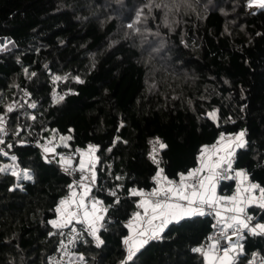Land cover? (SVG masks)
Returning a JSON list of instances; mask_svg holds the SVG:
<instances>
[{
  "label": "trees",
  "instance_id": "obj_1",
  "mask_svg": "<svg viewBox=\"0 0 264 264\" xmlns=\"http://www.w3.org/2000/svg\"><path fill=\"white\" fill-rule=\"evenodd\" d=\"M244 1L0 0V37L16 43L0 52V116L12 131L0 144L8 153L0 152V167L17 162V171L32 176L0 173V264H49L59 239L49 221L70 183L19 138L54 139L67 151L95 143L101 177L126 192L151 186L153 140L167 146L165 168L175 176L195 165L221 132L243 131L235 166L264 186V9L248 11ZM136 6L153 46L144 45L148 50L119 29V14ZM26 90L37 106L8 112ZM213 110L215 121L207 116ZM135 209L133 197L122 198L99 232L103 243L97 247L84 235L77 250L85 262L71 264H205L192 249L206 242V216L171 222L160 240L127 260L124 220ZM246 248L264 254V237H249Z\"/></svg>",
  "mask_w": 264,
  "mask_h": 264
},
{
  "label": "snow or ice",
  "instance_id": "obj_2",
  "mask_svg": "<svg viewBox=\"0 0 264 264\" xmlns=\"http://www.w3.org/2000/svg\"><path fill=\"white\" fill-rule=\"evenodd\" d=\"M159 7V5H157ZM248 7H257L264 9V0H249ZM133 27V25H129ZM13 43L10 39L5 38L4 42L0 44V52H3L9 44ZM33 75H35L33 73ZM62 77L55 76L54 81L61 80ZM63 79H67L64 77ZM78 82L79 77L76 78ZM63 96L57 98V102L63 100ZM31 107L35 108L36 105L32 104ZM8 112L13 111L12 106L7 109ZM209 119L215 121L218 118L217 111L207 113ZM34 118V117H33ZM5 119L0 116V132H4ZM245 133L241 131L234 137H226L223 133L220 135L219 139L211 147L204 146L201 149L200 156L198 157L199 167L189 170L186 174H179V181L168 180L164 177L163 169L156 172L153 180L156 182L157 187L154 188L150 193H145L142 189H131L130 194L132 196L147 197L142 199L138 207L144 209L145 216H149L147 224L150 226L147 229L141 230L136 233V238L129 236L125 238L124 243L128 246L127 260H131L135 255V252L139 250L140 247L148 244L152 239L159 238L160 234L168 227V225L173 222H179V220L185 217L191 216H204L212 215L214 212L217 218L216 224L213 225L214 228L219 227V237H209L208 239L211 243L208 244L207 249L203 246L193 248L192 251L200 253L204 257L205 264H238L240 257L245 255L244 244L241 243L245 238V232L249 235H260L264 236V223L253 224L254 217L249 215L246 208L252 205H256L260 209H264V187L256 183H250L247 187H241L238 185L236 193L228 197H218L216 195L217 182L222 179H232L231 176L222 174L219 169L223 165H227L225 171L232 169V157L235 153V148H243L245 145L244 140ZM64 141L70 140L71 137H62ZM225 141H227L225 143ZM4 141L0 139V144ZM153 143V152L150 153V158L153 163L159 164L156 160V148L155 145H159L160 149L167 147L164 143L160 142L157 138ZM233 145L235 147H233ZM68 145L65 144V147ZM11 147V145H8ZM54 148L44 146V153H53ZM97 148L89 145L87 151L77 149L80 153L81 159L78 168L75 170L84 173L86 171L91 172L90 183H84L88 180L87 176L81 175L79 182H74V184L69 185L70 193L64 199H61L55 208L57 213V218L49 221L53 228L63 229L72 225L75 221L82 225H86L84 231L87 232L95 240V244L99 247L103 241L100 239L99 231L103 225L100 223L103 220V216L98 213L103 211L106 212V208H99L102 202L98 200L87 201V197L91 192V184L95 183L96 173H95V162L98 157H95V152ZM225 152L226 155H218L220 152ZM3 155L7 156L8 153L3 152ZM87 157V159H85ZM214 157H217L214 159ZM12 161H16V156H11ZM45 160L48 161L47 155ZM51 162V161H48ZM64 166V171L69 172L72 166V160L69 157H60L59 161ZM11 169V175L19 179L31 180L32 176L29 174L27 169L22 171H17L15 166H3L0 167V173H7ZM207 172V175H202V173ZM69 174H71L69 172ZM236 177H242L241 184L248 180V176L244 171H237L235 173ZM116 179H121V177H116ZM191 181V182H190ZM165 184L167 186H165ZM81 189V193H77L76 187ZM258 190L259 195H255ZM79 198L77 199V196ZM111 195L116 196V192H112ZM152 197H158V199L153 200ZM222 202L225 206L221 209ZM119 200L114 201V204H118ZM226 205H231L226 206ZM206 209L211 211L206 212ZM233 213V215H224L223 213ZM134 218L136 220H141V214L139 212L135 213ZM154 221H159L158 224H153ZM131 228V224H129ZM229 230L231 234L229 235ZM71 231L76 233L68 244L75 245L77 239L82 238L81 233L77 232L75 228ZM51 235V233H50ZM233 237H235V242H233ZM220 238H223L228 242V246L221 247ZM61 248L65 249V254H68V245L61 242ZM257 253H252V259L248 260L247 264H255V258ZM80 262L84 261L83 255L78 257Z\"/></svg>",
  "mask_w": 264,
  "mask_h": 264
},
{
  "label": "built area",
  "instance_id": "obj_3",
  "mask_svg": "<svg viewBox=\"0 0 264 264\" xmlns=\"http://www.w3.org/2000/svg\"><path fill=\"white\" fill-rule=\"evenodd\" d=\"M64 92H60L59 95H64ZM31 93H29L27 90L24 91L23 93L20 94V96L16 99L15 103H14V110H21L23 105L25 103H29L30 105L35 104L37 106L36 101H32L31 100ZM33 108V107H32ZM30 128L28 127V130ZM224 134L226 137H234L236 134L240 133V132H221L217 139L212 142V143H208L205 144L204 146H209L211 147L213 144H215L217 142V140L219 139L221 134ZM10 134H12L11 128L8 126L6 120H5V125H4V132H0V139L2 140H7L8 137L10 136ZM155 141V140H153ZM152 141V142H153ZM19 142L22 143H32L36 148L39 149V151L42 153V155L45 156L47 155L48 157V161H51L49 163L56 165L57 167H59L61 170L64 171V166L59 162L60 161V157L64 156V157H69L72 160V166L71 169L69 170V172L71 174H69V172H66L67 175L70 178V183L69 185L74 184V182H79L81 175L87 176L88 180L84 181V183H90L91 180V172H84L81 173L78 170H75L78 168L81 156L80 153L77 152V149L79 150H83V151H87L88 146L92 145L94 147L97 148L98 150V146L95 143H89L86 146L83 147H76V149L72 150V151H67L64 149L59 148V145L57 143V141H55L54 139H46V138H35L34 140L30 141L24 138H19ZM227 141H225L226 143ZM12 141H9L8 145H11ZM44 146H48L50 148H54L55 151L53 153H44ZM203 146V147H204ZM153 143L150 144V148H149V157H150V153L153 152ZM233 147H235L233 145ZM156 148V160L159 161V164H155L156 166V171L154 172V174L151 176V186L149 187H136V186H131L128 188V190L125 192L124 188L120 185L116 186V185H112L111 183L107 182V179H104L101 177L99 169H98V163H99V158L98 160L95 162V173H96V180L94 184H91V192L89 194V196L87 197V201L89 202V207H90V202L94 199V200H98L101 201L102 204L98 205V209L99 208H106L107 211L106 212H99V215L103 216V220L100 222L103 227H104V221L108 218V220H111V217L109 216V213L116 208L117 204H114V201H116L117 199L120 201L122 198L124 197H133L135 199V211L124 220V224L129 228V224H131V228L130 229V233L127 237L129 236H135L137 232L147 229L150 226L147 224V220L149 218V216L151 215V213H149L148 216H145L144 214V209L138 207L139 202L142 199H145L147 197H141V196H132L130 194V190L135 188V189H142L146 194L150 193L154 188L157 187L156 182L153 180V177L155 176L156 172L159 171L160 169H163V176L167 177L168 180L171 181H179V174L184 173L186 174L189 170L195 169L197 167H199V161H197V163L191 167H189L187 170H183L180 171L177 175L175 176H171L167 173L166 168H165V159L163 156V149L159 148V145H155ZM202 149V148H201ZM239 148H235V153L234 156L232 157V169L229 171H225V169L227 168V165H223L221 167V169H219L218 171H220L222 174L227 175V176H231L232 179H222L219 180L217 182V186H216V191L219 192L220 196L218 197H228V196H232L236 193L237 187L238 185H240L241 187H247L250 183H256L258 185H260L261 187H264L262 184H260L258 181L252 179L249 171L247 170L246 167H236L235 166V162H236V151ZM201 153V151H200ZM199 153V156H200ZM95 157H98V153L97 151L95 152ZM218 155H226L225 152H220ZM217 157H214V159H216ZM85 159H87V157H85ZM152 160V159H151ZM47 161V162H48ZM153 162V161H152ZM14 166L16 167V170L20 169L19 164L16 162L14 163ZM237 171H244L247 176H248V180L244 181L243 184H241V180L243 179L242 177H236L235 173ZM65 172V171H64ZM202 175H207V172L202 173ZM191 182V181H190ZM230 184V186H229ZM69 185L67 188V192L62 195L59 200L58 203L61 199H64L65 197H67L70 193V189H69ZM165 186H167L165 184ZM75 190L77 191V193H81V189L77 186L75 188ZM116 192V196L111 195L112 192ZM255 195H259L258 190L256 191V193H254ZM79 198V195L77 196V199ZM106 198H109V200H107ZM153 200L158 199V197H152ZM225 206V204L222 202L221 204V209ZM226 206H231V205H226ZM211 211L209 209H206V212ZM246 211L249 215H252L254 217L253 220V224L255 223H264V218H262L261 214L264 211V209H260L259 207H257L256 205H252L246 208ZM139 212L141 214V217H143V219L141 220H136L134 218L135 213ZM224 215H233V213H223ZM206 217H209L211 220V230L207 235V239L206 242L201 245L203 246L205 249H207V246L209 243H211V241L208 239L209 237H214V238H218L219 237V232L220 229L219 227L214 228L213 225L216 224V220L217 218L214 215V212L212 215H204ZM186 218V217H185ZM184 219V218H183ZM159 221H154L153 224H158ZM86 227V225H82L80 223H76L75 221L73 222L72 225H69V227L67 228H63V229H59L56 234L58 236V245H57V249L55 252H53L52 254H50L47 258V261L49 264H71V263H84L85 259L83 262H80L78 260V257L80 255H82L78 250H77V246L80 243V241L83 239L84 235H88L87 232L84 231V228ZM101 227L100 230L103 228ZM72 228H75L77 230V232L81 233L82 238L77 239L75 245H70L68 244L69 240L76 235V233H73L71 231ZM100 232V231H99ZM164 232V231H163ZM163 232L160 234L159 238L157 239H152L150 241L153 240H160L163 236ZM231 234V230H229V235ZM89 236V235H88ZM254 236H260V235H249L247 234V232H245V238L244 240L241 241V243L244 244L245 247V255L240 257V260L238 261V264H247L248 260L252 259V253H257V256L255 258V264H264V254L259 252V251H252V252H248L247 248H246V243H247V239L249 237H254ZM91 237V236H90ZM125 237V238H127ZM264 237V236H261ZM122 241V248L125 252V257L127 258L128 255V246L125 245L124 240ZM93 239V238H92ZM63 241L64 244L68 245V249L67 252L68 254H65L66 250L61 248V242ZM94 243L95 240L93 239ZM149 241V242H150ZM233 242H235V237H233ZM220 244L221 247H226L228 246V242L226 240H224L223 238H220ZM201 246H197V247H201ZM195 247V248H197Z\"/></svg>",
  "mask_w": 264,
  "mask_h": 264
},
{
  "label": "rangeland",
  "instance_id": "obj_4",
  "mask_svg": "<svg viewBox=\"0 0 264 264\" xmlns=\"http://www.w3.org/2000/svg\"><path fill=\"white\" fill-rule=\"evenodd\" d=\"M248 3H249V0H245L244 1L245 8L248 11H254V10L259 9L257 7L249 8L248 7ZM139 8L140 7L136 6V9L134 11H132V13L129 14V15L119 14V18L121 19V22H120V25H119V29L123 30L124 34L126 32L132 33L131 36L134 39L137 38L142 43L143 46L144 45H148L150 47H153L152 44H151V41H149V37H148V34L146 32V29H144V27H143L145 25L143 23H140V21H142L143 16L141 17L142 12L139 10ZM116 16H117V14H116ZM138 23H140L141 25H139ZM130 24L133 25V27L130 28L129 27ZM140 34H141V36H140ZM136 35H137V37H136ZM5 38L10 39L12 41V39L9 38V37H5ZM4 39H0V44H2L4 42ZM160 40H161V38H158L157 41L155 42V44L158 45V46H155V47L158 48V49L163 48V45L161 44L162 40L161 41ZM13 48H15V47L11 43V44L8 45L7 48H5L3 50V52L11 50ZM144 48L146 50H148L147 47L144 46Z\"/></svg>",
  "mask_w": 264,
  "mask_h": 264
},
{
  "label": "water",
  "instance_id": "obj_5",
  "mask_svg": "<svg viewBox=\"0 0 264 264\" xmlns=\"http://www.w3.org/2000/svg\"><path fill=\"white\" fill-rule=\"evenodd\" d=\"M5 37H0V39H4ZM10 38V37H9ZM13 41V40H12ZM12 45L14 46V47H16V43H15V41H13V43H12Z\"/></svg>",
  "mask_w": 264,
  "mask_h": 264
},
{
  "label": "crops",
  "instance_id": "obj_6",
  "mask_svg": "<svg viewBox=\"0 0 264 264\" xmlns=\"http://www.w3.org/2000/svg\"><path fill=\"white\" fill-rule=\"evenodd\" d=\"M216 195H217V196H220L219 192L216 191ZM133 237L136 238V235L133 236Z\"/></svg>",
  "mask_w": 264,
  "mask_h": 264
}]
</instances>
